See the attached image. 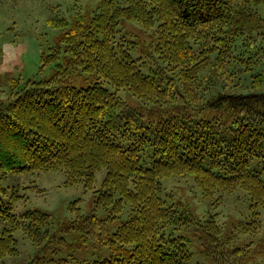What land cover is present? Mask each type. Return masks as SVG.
Returning <instances> with one entry per match:
<instances>
[{"label": "trees", "instance_id": "obj_1", "mask_svg": "<svg viewBox=\"0 0 264 264\" xmlns=\"http://www.w3.org/2000/svg\"><path fill=\"white\" fill-rule=\"evenodd\" d=\"M122 19L154 28L151 61L133 58L129 49L137 43L116 38ZM61 53L65 65L49 80L16 79L0 102V175L62 170L65 185L80 181L89 189L105 167L94 209H105L112 220L127 204V219L109 235L104 220L83 215L76 200L68 206L75 218L58 226L120 248L85 264H186L191 252L184 238L164 230L193 223L204 253H212L208 245L218 241L220 226L212 218L195 222L190 210L168 205L160 196L166 176L190 174L210 197L242 188L255 222L264 206V0H98L90 21L62 32L42 55L43 65ZM68 67L96 80L56 85ZM122 88L141 108L118 96ZM146 149L149 165L141 160ZM20 217L6 212L0 262L18 254L13 233L19 228L39 251L66 243L50 233V213L35 209Z\"/></svg>", "mask_w": 264, "mask_h": 264}, {"label": "rangeland", "instance_id": "obj_2", "mask_svg": "<svg viewBox=\"0 0 264 264\" xmlns=\"http://www.w3.org/2000/svg\"><path fill=\"white\" fill-rule=\"evenodd\" d=\"M97 5L98 0H0V102L7 100L16 79L21 84L28 80L46 81L60 66L63 67L65 59L62 53L58 60L45 65L42 55L51 51L60 34L73 23L79 21L86 25ZM52 18H62L66 24L54 26ZM115 36L126 45L137 43L136 47L129 49L133 58L140 56L145 61L152 60L148 51L156 41L154 28L144 29L134 19H122ZM142 69L149 71V65ZM95 80L93 75L79 68L68 67L56 85L85 87ZM102 84L112 90L105 82ZM117 94L130 107L141 108L140 99L128 89H119ZM150 154V149L142 153L144 165L150 164ZM250 167H254V162ZM105 174V167L98 169L93 187L89 189L80 181L65 185L66 173L62 170L0 175V230L7 223L6 212L21 218L20 215L25 212L37 209L51 214L50 233L63 236L66 242L54 252L49 249L39 251L19 228L13 233L18 254L5 256L0 264H85L116 254L120 249L118 244L115 248L101 244L95 237L85 236L80 231L64 233L58 229L61 224L75 218L68 206L76 200L83 215L94 213L98 219L104 220L109 235L127 219V204L112 220L107 218L105 209H94L97 189ZM160 182V196L168 205L190 210L195 222L212 218L220 226L218 241L214 247L208 245L209 251H212L210 255L203 251V234L197 223L170 226L164 230L167 236L184 238L191 252L186 264H253L264 261V206L258 208L255 222H251L250 201L242 188L215 193L210 197L202 194L190 174L166 176ZM243 223H250V227L255 228L242 231Z\"/></svg>", "mask_w": 264, "mask_h": 264}]
</instances>
